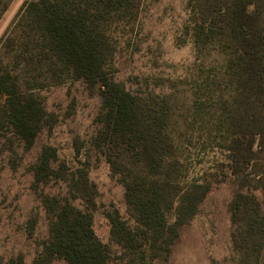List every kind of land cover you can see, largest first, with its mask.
Returning a JSON list of instances; mask_svg holds the SVG:
<instances>
[{"label":"trees","instance_id":"16d2710c","mask_svg":"<svg viewBox=\"0 0 264 264\" xmlns=\"http://www.w3.org/2000/svg\"><path fill=\"white\" fill-rule=\"evenodd\" d=\"M11 1L0 0V18ZM141 1L32 0L22 5L0 40V129L10 130L26 148L32 147L47 119L33 93L43 82L59 85L83 80L90 88H98L101 110L91 145L124 190L128 218L122 219L115 210L106 217L110 241L127 264L168 259L179 229L197 214L216 184L211 172L185 181L176 143L168 132L167 103L145 102L108 76L113 56L108 24L113 19L134 18ZM196 3L188 27L197 49L216 47L224 56L222 72L231 87L228 151L242 152L247 168L255 161V146L264 152V0ZM13 61L16 67L10 66ZM16 70H34L35 76L28 80ZM231 159L234 162V156ZM56 163L55 153L43 149L32 166L35 189L57 179ZM232 172L236 175V169ZM61 180L67 184V196H40L49 223L48 238L32 264H109L112 251L92 228L93 184L86 173L79 181L73 175ZM257 180L262 201L238 193L230 209L235 249L255 259L264 253V170ZM173 212L170 224L167 216ZM244 221L247 230L241 233L238 226ZM236 233L242 246L236 247Z\"/></svg>","mask_w":264,"mask_h":264},{"label":"rangeland","instance_id":"374dc122","mask_svg":"<svg viewBox=\"0 0 264 264\" xmlns=\"http://www.w3.org/2000/svg\"><path fill=\"white\" fill-rule=\"evenodd\" d=\"M29 1L10 2L0 18V40ZM196 5V0H142L134 18L113 19L107 27L113 50L108 76L145 102L165 101L171 115L168 132L176 143L185 181L211 172L216 183L197 214L179 229L168 259L153 264H264V253L259 259L245 258L235 249L230 211L238 193L262 201L257 178L264 170V152L255 146V161L244 168V154L228 151L231 87L223 75L225 60L218 49L199 50L193 43L188 21ZM10 66L16 67L14 61ZM16 71L28 80L35 76L34 70ZM43 85L33 93L42 102L47 119L32 147L26 148L10 130L0 129V264L33 263L48 238L41 194L67 196V184L61 179L73 175L79 181L84 173L96 191L93 231L112 251L109 264H127L110 241L106 217L115 210L122 219L128 218L124 190L91 145L101 110L100 92L83 80ZM45 148L55 153L60 177L35 189L32 166ZM167 219L173 223L174 212ZM238 227L241 233L247 230L245 221ZM239 236L236 247L243 245Z\"/></svg>","mask_w":264,"mask_h":264}]
</instances>
